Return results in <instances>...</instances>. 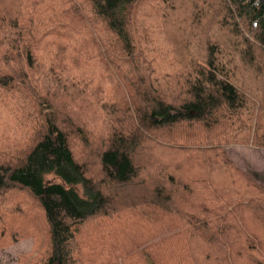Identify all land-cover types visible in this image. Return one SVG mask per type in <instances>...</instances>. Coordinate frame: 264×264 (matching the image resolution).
<instances>
[{
    "label": "trees",
    "instance_id": "16d2710c",
    "mask_svg": "<svg viewBox=\"0 0 264 264\" xmlns=\"http://www.w3.org/2000/svg\"><path fill=\"white\" fill-rule=\"evenodd\" d=\"M250 143L264 148V3L0 0V223L23 214L12 196L37 204L39 264H90L105 243L84 227L125 215L172 222L188 264H244L227 241L247 207L264 215V182L226 147Z\"/></svg>",
    "mask_w": 264,
    "mask_h": 264
},
{
    "label": "rangeland",
    "instance_id": "374dc122",
    "mask_svg": "<svg viewBox=\"0 0 264 264\" xmlns=\"http://www.w3.org/2000/svg\"><path fill=\"white\" fill-rule=\"evenodd\" d=\"M160 28V22L157 23L152 17L146 31L152 30L159 34ZM94 77L97 82H104L103 78ZM153 148L151 146V149ZM157 151L165 154L162 149ZM226 151L235 165L254 177L256 175L259 181L264 182V148L251 143L232 144L226 147ZM165 157L164 160L162 159L165 162L172 159L167 155ZM136 160L143 166L149 163L145 156L143 158L137 156ZM189 165L194 166L195 163ZM193 170L198 168L195 167ZM12 197L14 200L10 205L16 206L21 202L23 214L20 217L10 215L8 217L10 219H6L4 224L0 223V264H39L40 259L45 257L51 247L47 224L37 204L32 202L26 193ZM177 203L180 209L184 208L179 197ZM259 211L260 208H255V205L247 207L244 210L246 213L243 227L245 226L248 231L237 225L236 233L230 235L227 241L231 244V249L233 245L232 254H239L237 258L240 259L244 253L246 259L244 264H255L256 261L264 259V239L262 242L259 241V238L264 237V215ZM104 220L106 224L103 219H97L83 229L85 235L89 236L93 232V235L99 238L98 242L104 239L101 243H105H99L96 249H91L87 245L88 251H91L89 255L92 253L89 258L90 264H188L190 262L185 252L186 235L185 233L177 235V228H174V224L170 221L165 227L157 221L149 225L147 219H140L139 216L133 218L125 215L109 223H107L108 219ZM180 220L175 218L177 222ZM171 221L175 222L173 219ZM254 238L258 240H253ZM157 242L159 243L155 244ZM247 249L252 255L246 253ZM231 251L226 253L229 256L228 260L233 258Z\"/></svg>",
    "mask_w": 264,
    "mask_h": 264
},
{
    "label": "water",
    "instance_id": "95a60500",
    "mask_svg": "<svg viewBox=\"0 0 264 264\" xmlns=\"http://www.w3.org/2000/svg\"><path fill=\"white\" fill-rule=\"evenodd\" d=\"M257 1H259V2H261V3H264V0H257Z\"/></svg>",
    "mask_w": 264,
    "mask_h": 264
},
{
    "label": "built area",
    "instance_id": "2783aa9c",
    "mask_svg": "<svg viewBox=\"0 0 264 264\" xmlns=\"http://www.w3.org/2000/svg\"><path fill=\"white\" fill-rule=\"evenodd\" d=\"M259 2V1H258ZM254 25H256V24H254Z\"/></svg>",
    "mask_w": 264,
    "mask_h": 264
}]
</instances>
